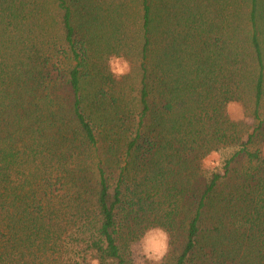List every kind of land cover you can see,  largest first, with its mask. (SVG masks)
I'll use <instances>...</instances> for the list:
<instances>
[{
  "label": "trees",
  "instance_id": "trees-1",
  "mask_svg": "<svg viewBox=\"0 0 264 264\" xmlns=\"http://www.w3.org/2000/svg\"><path fill=\"white\" fill-rule=\"evenodd\" d=\"M263 145L264 0H0V264H264Z\"/></svg>",
  "mask_w": 264,
  "mask_h": 264
},
{
  "label": "rangeland",
  "instance_id": "rangeland-1",
  "mask_svg": "<svg viewBox=\"0 0 264 264\" xmlns=\"http://www.w3.org/2000/svg\"><path fill=\"white\" fill-rule=\"evenodd\" d=\"M108 67L113 73V75L119 79L123 75L127 74L129 71V62L125 58L121 57H110L108 62ZM250 108L246 107L242 102H230L227 105V112L231 119L239 121L241 120L244 124V128L248 131L252 129V117L250 115ZM264 151V145L262 146ZM233 152L232 148L222 149L216 152H211L205 159L203 160V165L206 168L217 167V169L221 170V167L224 164L226 158L230 156ZM158 229L160 228H151L148 229L138 240L131 243L129 247V255L128 259L132 264H171L174 254L179 249L180 244L176 245V249L174 253L168 252V237H167V252L163 256L162 259L156 260L154 258H149V254L146 253V250L149 247V241L152 239H159ZM165 232V231H164ZM95 264V263H94Z\"/></svg>",
  "mask_w": 264,
  "mask_h": 264
},
{
  "label": "clouds",
  "instance_id": "clouds-1",
  "mask_svg": "<svg viewBox=\"0 0 264 264\" xmlns=\"http://www.w3.org/2000/svg\"><path fill=\"white\" fill-rule=\"evenodd\" d=\"M159 233V239H152L149 241V247L146 253L149 254V258H154L157 261L162 259L167 252V233L162 229L157 230Z\"/></svg>",
  "mask_w": 264,
  "mask_h": 264
}]
</instances>
